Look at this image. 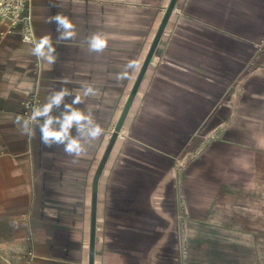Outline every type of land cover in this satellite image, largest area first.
<instances>
[{"label":"crops","instance_id":"obj_1","mask_svg":"<svg viewBox=\"0 0 264 264\" xmlns=\"http://www.w3.org/2000/svg\"><path fill=\"white\" fill-rule=\"evenodd\" d=\"M169 2L34 0L37 39L51 35L59 53L51 70L20 27L0 23V264H27L31 249V264H89L92 241L94 264H261L264 89L253 80L264 69L244 71L264 35V0H178L116 130ZM55 14L73 22L75 38L57 42ZM95 33L108 36L103 52L88 50ZM129 60L139 70L117 81ZM84 83L100 96L76 107L91 105L105 130L87 157L72 163L62 145L45 147L38 127L20 135L31 93L43 104Z\"/></svg>","mask_w":264,"mask_h":264},{"label":"clouds","instance_id":"obj_2","mask_svg":"<svg viewBox=\"0 0 264 264\" xmlns=\"http://www.w3.org/2000/svg\"><path fill=\"white\" fill-rule=\"evenodd\" d=\"M48 23H55L57 42L75 38V26L73 22L64 15L55 14L48 18ZM25 42L31 43L30 55L42 61L49 70L56 64L59 53L53 45L51 35L41 36L33 40L24 37ZM108 36L102 33H95L87 38L88 50L100 53L107 47ZM139 63L136 60H129L123 71L116 74L117 81L131 79L139 70ZM70 81L64 78L61 83L67 84ZM100 90L91 84L84 83L80 89L71 90L61 87L52 90L46 98V102L35 107L27 117L17 116L15 124L21 136L34 137L35 129L38 127L40 141L45 147L63 146V150L77 163L79 159L88 155V146L91 142L98 140L104 134V128L93 116L92 106L87 111L76 107L83 103L84 98L99 97ZM71 97L69 102L68 98ZM58 113V114H56Z\"/></svg>","mask_w":264,"mask_h":264},{"label":"built area","instance_id":"obj_3","mask_svg":"<svg viewBox=\"0 0 264 264\" xmlns=\"http://www.w3.org/2000/svg\"><path fill=\"white\" fill-rule=\"evenodd\" d=\"M34 0H0V23H6L9 31L21 28L22 40L25 42L24 37L28 36L33 40L37 39L36 26L31 6ZM29 43V42H25ZM31 44V43H30ZM23 115L27 117L30 115L35 107L41 106L42 102L36 92L31 93L23 102ZM180 209L178 211L179 220V233L182 252L185 255L189 246V222L190 215L187 211L184 198L179 202ZM36 257L34 249L28 253L27 264H31L32 260Z\"/></svg>","mask_w":264,"mask_h":264},{"label":"water","instance_id":"obj_4","mask_svg":"<svg viewBox=\"0 0 264 264\" xmlns=\"http://www.w3.org/2000/svg\"><path fill=\"white\" fill-rule=\"evenodd\" d=\"M177 1L178 0H170V2L168 4V7H167V9L165 11L163 19H162V21H161V23H160V25L158 27V30H157V32H156V34L154 36V39H153V41H152V43L150 45V48L148 50V53H147V55H146V57H145V59L143 61V64L141 66V69L139 71L137 79H136V81H135V83L133 85V88H132V90H131V92L129 94V97L127 99L126 105L124 107V110H123V112L121 114V117L119 119V122L117 124L116 130H119L121 128V126L123 125V122H124L128 112H129L131 104L134 101V98H135V96H136V94H137V92L139 90L141 82H142V80H143V78H144V76H145V74H146V72L148 70V67H149V65H150V63H151V61L153 59V56H154V53L156 51L157 45H158V43H159V41H160V39H161V37H162V35L164 33L166 25H167L172 13H173V10L175 8V5H176ZM91 244H92V251H91V254H90L89 264H94L93 241H92Z\"/></svg>","mask_w":264,"mask_h":264},{"label":"rangeland","instance_id":"obj_5","mask_svg":"<svg viewBox=\"0 0 264 264\" xmlns=\"http://www.w3.org/2000/svg\"><path fill=\"white\" fill-rule=\"evenodd\" d=\"M248 61L249 62L246 64V68L244 71L246 75L255 72L256 70L257 72H262V70L264 69V35L261 37V39L258 40L256 48ZM259 67L261 69H259ZM253 82L258 85V87L260 88L259 90L264 89V81L256 82V80H253ZM246 205L248 206L249 204L247 203ZM246 252L248 253V248H246ZM246 260H249V258H247ZM253 260L254 264H258L256 261H260V259L258 258H253ZM261 264H264V258H261Z\"/></svg>","mask_w":264,"mask_h":264}]
</instances>
